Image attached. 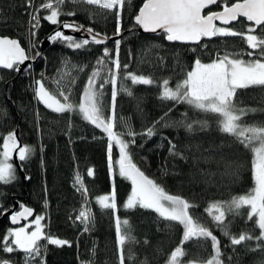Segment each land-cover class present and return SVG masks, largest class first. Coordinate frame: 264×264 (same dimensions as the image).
<instances>
[{
	"label": "trees",
	"instance_id": "16d2710c",
	"mask_svg": "<svg viewBox=\"0 0 264 264\" xmlns=\"http://www.w3.org/2000/svg\"><path fill=\"white\" fill-rule=\"evenodd\" d=\"M40 2L35 0L34 6ZM143 2L129 0L125 5L121 20V34H125L120 38L119 60L122 72L127 64L128 72L151 77L156 83L131 85L130 81L118 82V87L123 84L130 88L132 95L118 90L115 130L125 132V125H128L138 133L135 144L130 147L133 162L170 194L196 205L190 211L221 241L224 264H264V248H257L258 243L264 242L252 239L241 245H231L205 211L210 202L229 201L252 189L251 150L235 137L222 133L214 114L199 113L186 104L161 100L158 86L168 79L170 86L175 87L194 67L196 59L207 63L216 51L222 52L226 48L242 50L246 46L238 37L205 39L201 43L207 44L208 48L204 49L196 45L168 43L164 35H140L133 19ZM62 7L65 13L75 11L76 15L61 16V21L76 22L108 37L115 36L116 20L112 14L82 3H72V0H66ZM211 10L219 9L214 6ZM30 19L26 0H0V36L17 39L30 56H35L30 59L31 67L26 66L19 75L15 70L0 69V144L4 135L18 130L21 144L35 149L28 160L19 161L26 182L23 183L16 171L12 183L0 184V237L13 227L8 218L2 219V215L17 203L18 210L20 205L31 208L33 218L36 215L45 217L42 223L46 233L70 242L71 246L47 245L46 264H119L115 232L118 215L121 220L129 221L135 239L134 243L124 246L125 264H166L171 252L181 244L182 226L163 220L151 210L125 209L123 205L131 194V183L120 177L118 171L111 174L105 134L78 114L53 113L34 98V81L43 74L46 86L55 89L53 81L65 62H70L68 70L76 78L75 85L71 86V99L78 101L97 59L105 48L114 56L115 43L102 46L90 43L81 49H70L60 41H50L49 37L58 26L43 19L36 36H30ZM237 27L241 25L237 24ZM44 39H48L50 45L40 52L39 45ZM36 52L40 55L36 56ZM244 58L248 59L247 56ZM72 65L85 66V70L77 72ZM103 91L107 116L111 85H105ZM235 100L240 107L255 109L242 118V123L264 124V87L238 89ZM196 121H206V126L201 127L200 123H194ZM166 123L169 126L166 127ZM186 123H193L192 131L186 130ZM153 125L156 134L151 138L139 134ZM169 141L176 145V151L182 153L184 159L169 154ZM112 157L114 161L118 157L115 147ZM88 168L94 169V177L87 176ZM77 173L83 177L88 189V204L94 216V223L89 225L90 231L87 232L84 225L75 220L84 206L83 195L74 186ZM113 187L117 203L115 213L101 209L95 203L98 196L110 194ZM248 211L244 207L240 209V215L227 216L230 234L259 235L255 218L247 220ZM183 248L186 255L182 264L205 260L212 253L210 240L193 239L184 243ZM0 257L11 258L13 264H23V253L20 252H0Z\"/></svg>",
	"mask_w": 264,
	"mask_h": 264
},
{
	"label": "snow or ice",
	"instance_id": "6c2138e0",
	"mask_svg": "<svg viewBox=\"0 0 264 264\" xmlns=\"http://www.w3.org/2000/svg\"><path fill=\"white\" fill-rule=\"evenodd\" d=\"M66 0H41L35 5V0H26L31 19L29 21L30 36H36L41 19L52 25H57L58 30L49 37L55 43L60 41L70 49H81L90 43L104 44L110 38L107 35L95 32L93 28H84L76 22L61 21V16H75V11H63ZM72 3H82L98 8L105 14H112L116 20L114 35L121 36V20L125 5L129 0H72ZM217 6L219 10H210L205 14V9ZM41 13H45L41 15ZM245 21L247 23H245ZM219 22V26L217 24ZM237 24L241 27L238 28ZM135 25L144 32L155 33L161 30L167 41L182 44L196 45L207 49L203 40L213 38L238 37L246 46L245 49H225L216 51L210 62L194 61V67L187 71L184 78L177 82L175 87L170 86L168 79L159 83L161 88L160 99L173 101L176 104H186L199 113L214 114L218 119V128L222 133L235 137L240 144L251 150L253 187L242 195L234 196L229 201L210 202L205 211L223 235L228 237L233 246L241 245L247 240L256 239L264 242V124L248 125L242 123V118L249 111L240 107L236 100L238 89L250 87H264V0H144L138 14L135 15ZM62 28L70 32L85 31L91 39L77 40L73 35H66ZM259 30V31H258ZM115 55L105 48L93 66L87 81L83 86L78 101L71 99L72 85L76 78L68 70L70 62H65L64 68L53 81L55 89L46 86L45 77L34 81V98L44 108L57 114H78L82 120L100 129L107 138L108 167L111 173L118 171V175L131 183V194L127 197L123 207L128 210L136 208L147 209L155 212L165 221L175 222L182 226L183 237L181 244L170 254L166 264H182L186 255L184 243L196 240H210L212 253L205 260L189 261L188 264H224L221 251V241L213 234L198 216L190 210L196 205L189 200L170 194L154 179L149 178L133 162L130 147L135 144L138 135L125 125L126 131H116V97L119 91L132 95L130 88L119 84L121 80L130 81L131 85H152L156 83L151 77L128 72V65L122 67L119 60L120 39L114 40ZM227 44L228 41H223ZM33 42V48H35ZM36 56L40 53L36 52ZM247 56L248 59L244 57ZM35 59L21 46L18 40L0 38V69L20 71V65L25 61ZM31 65H27L30 68ZM77 72H83L85 66H71ZM67 80L65 84L64 81ZM111 85V101L107 105L109 114L105 115L104 86ZM167 115V113L165 114ZM163 119V117L161 118ZM159 123V121H157ZM201 127L206 126V121H196ZM165 126H169L167 123ZM186 130H193V123L185 124ZM155 125L147 128L140 135L151 138L156 133ZM127 136L130 139H125ZM169 154L184 159L182 153L176 151V145L169 141ZM118 149V158L112 157L113 148ZM35 149L28 145H21L15 131L2 137L0 144V184H9L16 179L17 167L12 162L13 153L20 162L28 160ZM87 176L94 177V169H87ZM74 186L83 195L84 206L75 216V220L84 225V231H90L89 225L94 223V216L88 204V189L83 177L77 173ZM95 203L105 210H117L116 192L113 187L110 194L100 195ZM247 207V220L253 221L259 229V235L242 232L238 236L229 232L226 223L227 216L240 215V209ZM19 211L11 213L10 220L13 225L27 221L20 227L10 228L0 237V252L12 254L23 253V264H46L45 253L47 245L63 247L71 246L69 241L56 238L45 232L42 223L45 217L36 215L34 220L33 210L20 205ZM116 244L119 264H125L124 246L134 243L131 235L129 221L115 219ZM44 241L45 243H41ZM257 248H264L258 243ZM256 250V249H253ZM0 264H13L11 258L0 257ZM90 264V262H89Z\"/></svg>",
	"mask_w": 264,
	"mask_h": 264
},
{
	"label": "water",
	"instance_id": "95a60500",
	"mask_svg": "<svg viewBox=\"0 0 264 264\" xmlns=\"http://www.w3.org/2000/svg\"><path fill=\"white\" fill-rule=\"evenodd\" d=\"M143 3H144V2H143ZM143 3H142V5H143ZM142 5H141L140 7H142ZM214 6H215V5L210 6V9H205V14H207V13H208L207 11H208V10H211V8H213ZM138 11H139V10H138ZM137 14H138V12H137ZM137 14H136V15H137ZM133 23H134V25H135V17H134V19H133ZM217 24H218V26H219V22H217ZM135 27H136V31H137V33L140 34V35H148V36H152V37L159 36V35H164V37H165V34H163V32H162L161 30H157V32H155V33H149V32H144L143 29L139 28V26H137V25H135ZM57 30H58V28H57ZM59 30L65 31V34H66V35H73L76 39H86V38H87V39H91V37L88 36V34H87L85 31H83V30L80 31V32H75V33L70 32V31H68V30H64V29H62V28H59ZM124 34H125V32H123V33L121 34V36L124 35ZM121 36H119V37H117V36H111V37L106 41V43H108V42H114V40H116V39H120ZM0 38H3V36H0ZM7 38H9V37H7ZM16 40H17V39H16ZM165 41L168 42V43L182 44V43H180V42H169V41H167L166 37H165ZM106 43H104V44H97V45H101V46H102V45H105ZM49 45H50V43H49V40H48V39H44V40H42L41 43H40V45H39L40 52H43V50H44L46 47H48ZM185 45H188V44H185ZM189 45H191V44H189ZM31 62H32L31 60L25 61V64H24V65H20V71H16V74H17V75L21 74V73L23 72V70L25 69V67H26L28 64H30ZM3 70H7V69H3ZM15 132H16V134H17V138H18V140H19V142H20V144H21V141H20V139H19V135H18V130H16ZM21 145H22V144H21ZM12 162L14 163V165H16V167H17V171H18V173L20 174V177H21L23 183H25V182H26L25 174H24V172H23V170H22V168H21V166H20L19 160H18V158H17V156H16L15 153H13V155H12ZM20 210H21V209H20ZM15 211H19V210H18V204H17V203H14L13 206H12L8 211H6V212L2 215V219H4V218H8L9 221H10V224H11L12 226H19V225H22V224H23L24 222H26V221H21L20 224H16V225H13V224L11 223L10 215H11V213H13V212H15ZM32 217H33V216H32ZM32 217H30L29 219H32Z\"/></svg>",
	"mask_w": 264,
	"mask_h": 264
},
{
	"label": "rangeland",
	"instance_id": "374dc122",
	"mask_svg": "<svg viewBox=\"0 0 264 264\" xmlns=\"http://www.w3.org/2000/svg\"><path fill=\"white\" fill-rule=\"evenodd\" d=\"M118 158V157H117ZM111 174H114V173H111ZM34 218H35V216H34ZM34 218H32V219H30V220H34ZM27 223V221L26 222H24L23 224H26ZM22 224V225H23ZM21 225H19V226H13V227H11V228H16V227H20ZM186 264H188V263H186Z\"/></svg>",
	"mask_w": 264,
	"mask_h": 264
},
{
	"label": "bare ground",
	"instance_id": "6f19581e",
	"mask_svg": "<svg viewBox=\"0 0 264 264\" xmlns=\"http://www.w3.org/2000/svg\"><path fill=\"white\" fill-rule=\"evenodd\" d=\"M210 10H208L207 12H209ZM33 218V217H32Z\"/></svg>",
	"mask_w": 264,
	"mask_h": 264
}]
</instances>
